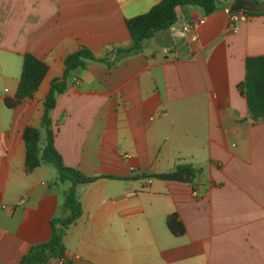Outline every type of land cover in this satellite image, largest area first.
Wrapping results in <instances>:
<instances>
[{
	"label": "crops",
	"instance_id": "crops-1",
	"mask_svg": "<svg viewBox=\"0 0 264 264\" xmlns=\"http://www.w3.org/2000/svg\"><path fill=\"white\" fill-rule=\"evenodd\" d=\"M157 1L0 0V264L46 241L51 219L67 213L70 182L48 163L26 172L22 138L27 125L41 127L64 56L79 44L96 55L128 44L125 19ZM234 1L209 14L177 6L176 26L112 67L86 61L56 96L49 116L63 162L113 177L76 185L81 214L63 234L71 261L44 264H264V119L251 122L236 87L245 57L264 54V14L233 31L224 8ZM245 2L264 10V0ZM27 51L48 69L34 96L10 108L3 98L14 95ZM183 164L193 170L186 181L131 177ZM173 212L181 234L167 226Z\"/></svg>",
	"mask_w": 264,
	"mask_h": 264
},
{
	"label": "trees",
	"instance_id": "trees-1",
	"mask_svg": "<svg viewBox=\"0 0 264 264\" xmlns=\"http://www.w3.org/2000/svg\"><path fill=\"white\" fill-rule=\"evenodd\" d=\"M219 0H159L149 9L125 19L130 33L128 44L120 45L110 42L105 52L96 55L84 44H79L63 58V70L59 76L50 81V88L43 100V115L41 127L44 130V140L40 146V129L27 125L22 132L25 144L24 170L31 172L41 163L53 165L58 173V180H68L70 185L64 191L62 207L65 215L54 216L51 219V235L46 241L30 245L28 250L15 264H44L49 259L71 261L63 244V234L71 222L81 214V203L77 193L78 183H87L99 177H113L111 175H87L78 168L66 165L54 145V130L51 127L49 113L55 105L56 96L63 93L75 74L85 66L86 61L93 60L104 63L107 67L114 66L127 56L138 53L142 48V41L154 35L155 32L169 28L175 22L176 7L183 5H198L206 14L213 12ZM248 17L264 14V10L252 8L244 10ZM47 63L31 52L22 55L21 70L17 87L12 97L5 96L3 103L7 107H14L24 99L32 98L39 88L47 72ZM237 90L246 99L248 116L252 123L264 119V54L246 56L244 60V77L236 84ZM178 169L193 172L192 167L183 164ZM144 172L133 174L132 178L140 177ZM166 223L174 234L184 231L178 215L173 212L166 217Z\"/></svg>",
	"mask_w": 264,
	"mask_h": 264
},
{
	"label": "water",
	"instance_id": "water-1",
	"mask_svg": "<svg viewBox=\"0 0 264 264\" xmlns=\"http://www.w3.org/2000/svg\"><path fill=\"white\" fill-rule=\"evenodd\" d=\"M245 0H235L231 6L230 9L232 10H238V9H244L245 7ZM173 26H176V23H172ZM143 177L145 178H160V179H168V180H188V171L185 169H178L173 170L169 172H147L143 174Z\"/></svg>",
	"mask_w": 264,
	"mask_h": 264
},
{
	"label": "built area",
	"instance_id": "built-area-1",
	"mask_svg": "<svg viewBox=\"0 0 264 264\" xmlns=\"http://www.w3.org/2000/svg\"><path fill=\"white\" fill-rule=\"evenodd\" d=\"M224 10L227 14L229 26L233 31L238 29L239 22L244 21L248 18L244 9L232 10V9H230V7L226 6L224 8ZM203 22H204V17H200L195 21V23L194 22H187L186 24H183L182 30L188 31V30L192 29L194 25L200 24ZM0 207L4 208L6 206H5V204H0Z\"/></svg>",
	"mask_w": 264,
	"mask_h": 264
},
{
	"label": "rangeland",
	"instance_id": "rangeland-1",
	"mask_svg": "<svg viewBox=\"0 0 264 264\" xmlns=\"http://www.w3.org/2000/svg\"><path fill=\"white\" fill-rule=\"evenodd\" d=\"M39 129H40V131L42 130V128H41V127H40Z\"/></svg>",
	"mask_w": 264,
	"mask_h": 264
}]
</instances>
